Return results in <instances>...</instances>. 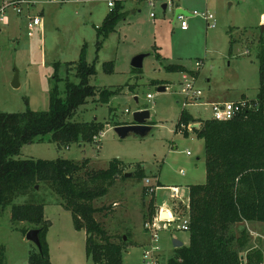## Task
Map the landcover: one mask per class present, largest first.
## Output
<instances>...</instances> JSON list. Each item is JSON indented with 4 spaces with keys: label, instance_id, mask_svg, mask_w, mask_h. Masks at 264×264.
<instances>
[{
    "label": "rangeland",
    "instance_id": "1",
    "mask_svg": "<svg viewBox=\"0 0 264 264\" xmlns=\"http://www.w3.org/2000/svg\"><path fill=\"white\" fill-rule=\"evenodd\" d=\"M18 1L0 0V8H5L3 16L8 19L4 24L0 18V114L49 111L50 92L55 84L66 97L65 81L57 82L54 65H70L69 75L66 67L59 75L77 83L75 65L84 49L88 64L94 63L97 71L89 84L98 91L78 109L74 121L97 120L105 124L95 143L59 148L46 140L25 145L19 159L87 160L90 171L107 170L118 159L127 165L126 173L142 167L152 184L158 183L156 178L162 185L203 183L206 180L204 141L195 137L193 130L187 136L178 132L182 110L197 119L210 120L212 111L205 102H238L243 98L259 101L264 0H177L166 10L160 1L151 7L145 1L128 0L123 3L127 18L106 39L99 38L97 28L103 25L109 11L107 1L24 0L26 4H20L16 10L14 4ZM177 9L188 14L210 12L216 17V27L209 29L202 16H195L187 17V31H183L181 21L175 18ZM152 14L156 17L152 18ZM35 16L43 19V28L35 27L30 37L29 24ZM142 54L148 56L143 70L137 71L131 67V61ZM198 61L203 62L200 68L196 65ZM108 62H113V72L106 73L103 65ZM168 65H182L194 73L199 71L197 83L204 92L199 100L201 105L184 106L183 73L168 72ZM16 77L18 87L14 88ZM153 81L159 84L153 85ZM162 86L167 90L161 93ZM102 92L115 95L102 103ZM148 94L154 98L147 99ZM145 110L150 112L152 126L148 136L119 139L114 128L126 126L133 113ZM194 125L198 124H191ZM191 175L195 180H185ZM37 190L34 200L44 204L45 217L51 224L48 238L52 264H93L86 255L87 233L74 228L71 212L58 205L59 198L48 186ZM108 193L94 203L100 211L96 219L117 241L127 238L123 240L127 246L123 264H145L143 252L149 241L143 242L148 238L144 224L149 218L148 206L153 199L157 200V195L149 194L146 179L133 177L119 179ZM30 199L22 197L16 204ZM25 226V223H12L10 207L0 214V252L4 251V264H30L31 252L38 251L20 231ZM235 229L236 235L244 232L247 237L248 243L241 254L244 264L247 255L255 250H261L264 257V223L242 222ZM160 236L163 253L158 256V264H169V259L176 256L177 249L170 245L173 236L185 244L189 241L186 232H166Z\"/></svg>",
    "mask_w": 264,
    "mask_h": 264
},
{
    "label": "trees",
    "instance_id": "2",
    "mask_svg": "<svg viewBox=\"0 0 264 264\" xmlns=\"http://www.w3.org/2000/svg\"><path fill=\"white\" fill-rule=\"evenodd\" d=\"M108 14L103 25L97 28L99 38L106 39L127 18L121 3ZM234 43L232 40L231 47ZM75 66L77 83L59 75L65 67L69 75L70 65H54L57 82L65 81L66 97L55 84L50 92L49 111L0 114V214L10 207L12 223L26 224L20 230L25 236L29 230H40L42 249L31 252L29 263L51 264L46 241L51 224L45 217L44 204H37L40 200H34L39 193L37 187L48 186L59 198L58 205L71 212L74 228L86 231V255L93 264H123L127 250L124 237L117 241L96 219L100 211L94 203L106 197L119 179L126 180L127 165L117 159L107 170L90 171L87 160L19 159L25 145L46 140L59 148L77 143L92 144L104 131L105 124L97 120L74 121L78 109L98 91L89 84L90 77L97 71L94 63L88 64L84 49ZM113 66V62L103 65L106 73L113 72ZM166 70L187 73L195 79L199 73L182 65H168ZM260 81L259 101H250L254 108L238 113L231 121L195 120L186 110L181 112L178 132L187 136L191 124H200L193 132L205 142L207 179L203 184L189 186L190 245L177 249L169 264H244L241 254L248 243L247 237L244 232L236 235L235 228L242 222L264 223V52L260 57ZM152 84L158 85L159 82L153 81ZM101 94L102 103H107L109 97L115 95L114 92ZM132 173L133 178L139 180L148 178L142 167ZM22 197L31 199L17 205L16 201ZM153 200L148 206L149 218L156 210V201ZM263 259L262 251L255 250L247 255L246 264H264ZM4 262L2 250L0 264Z\"/></svg>",
    "mask_w": 264,
    "mask_h": 264
},
{
    "label": "built area",
    "instance_id": "3",
    "mask_svg": "<svg viewBox=\"0 0 264 264\" xmlns=\"http://www.w3.org/2000/svg\"><path fill=\"white\" fill-rule=\"evenodd\" d=\"M54 3H64L69 0H51ZM79 2H84L86 0H77ZM107 1L108 8L110 12L116 8L118 3L123 4L128 0H104ZM137 1H145L148 2L151 7H155V3L161 2L162 5H166L167 8L169 6H173L175 1L177 0H137ZM20 4H26V1L19 0L14 4L15 9H18ZM5 8H0V18L2 23L7 24V17L3 16ZM202 16L207 22L209 29H214L216 27V17L214 14H210V12L200 14L199 12H194L193 14L183 15L180 14L178 19L181 21V30L187 31V17H195ZM152 18H155L156 15L152 14ZM177 19V20H178ZM35 27H39L41 30L43 28V19L40 16H35L32 22L29 24L30 37H33V30ZM264 27V23H263ZM203 62L198 61L196 63L197 67H202ZM197 79L190 76L189 74H185L183 77V98H184V106L193 105L195 103H200V99L203 97L204 93L201 89L197 87L196 83ZM153 95L148 94L147 99H153ZM201 105V103H200ZM211 108L212 111V120L214 121H231L234 119L238 113L243 112L245 110H252L255 105H253L250 101L241 100L238 102L231 103H216V104H206ZM129 110L126 111V113ZM200 126V125H199ZM193 126H189L188 130H193ZM96 140V139H95ZM189 155V152H187ZM183 173V172H181ZM150 178H146V187H148V192L151 196L157 195V200L155 203V214L148 218L145 222L144 227L146 233L149 235V243L145 251L143 252V261L145 264H158V256L163 253V248L160 245L161 243V233H184L190 231V222H191V208H190V193L183 192L179 188H161L158 183H150ZM168 191V192H166ZM161 192L163 195L160 196ZM168 193V194H167ZM167 195V197H166ZM167 209V210H166ZM165 213L169 214V217H165Z\"/></svg>",
    "mask_w": 264,
    "mask_h": 264
},
{
    "label": "water",
    "instance_id": "4",
    "mask_svg": "<svg viewBox=\"0 0 264 264\" xmlns=\"http://www.w3.org/2000/svg\"><path fill=\"white\" fill-rule=\"evenodd\" d=\"M163 9L166 10L167 6L164 5ZM175 13H176V17H175L176 20L178 19V16L180 14L189 15L187 12L181 9H177ZM262 28L264 30V27ZM147 56L148 54H142V55L135 56L131 61V67H133L137 71H142L144 68L143 63ZM17 81H18V78L16 77L12 84L14 88L18 87ZM166 90H167V87L162 86V88L159 89V92L162 93ZM135 100L137 101V98ZM149 118H150V112L148 110L135 112L132 115L130 123H128L126 126L115 127L114 132L116 133L118 138L122 140H126L127 137L131 135L136 138L145 139V137L148 136V134L152 130V126L150 125ZM198 127H199V124L193 126V128H198ZM133 176L134 174L132 172H128L125 175L126 179L132 178ZM165 216H169V214L165 213ZM40 234H41V231L36 230V229L29 230V232L26 234L27 240L32 242L36 246V248H38L39 251H41L42 249L41 242H40ZM126 239L127 238L124 237V240ZM173 244L176 249H181L184 247V244H182L177 239L173 240Z\"/></svg>",
    "mask_w": 264,
    "mask_h": 264
},
{
    "label": "crops",
    "instance_id": "5",
    "mask_svg": "<svg viewBox=\"0 0 264 264\" xmlns=\"http://www.w3.org/2000/svg\"><path fill=\"white\" fill-rule=\"evenodd\" d=\"M164 5H162V7H163ZM76 8H78V5L76 6ZM108 13H110V10L108 11ZM106 14L107 16L109 15V14ZM129 14V13H128ZM106 16V17H107ZM129 16V15H128ZM106 19V18H105ZM188 69V68H187ZM189 70V69H188ZM189 71H192V70H189ZM192 72H194V71H192ZM197 72H199V71H197ZM185 74H187V73H183V77H184V75ZM199 77H200V75H198V77H197V80L199 79ZM196 83H197V81H196ZM197 87L199 88V89H201L199 86H198V83H197ZM204 93V92H203ZM259 94V93H258ZM241 101V100H240ZM232 101H225V102H219V101H212V102H205L206 104H216V103H231ZM233 102H235V101H233ZM232 102V103H233ZM185 110V109H184ZM191 115V114H190ZM192 116V115H191ZM193 117V119H195V120H198V119H200V118H195L194 116H192ZM199 124V123H198ZM200 125V124H199ZM195 129H199V127L198 128H195ZM195 137H196V135H195ZM198 138V137H197ZM204 141V140H203ZM204 148H205V142H204ZM189 155H190V153H189ZM200 158V157H199ZM205 163H206V160H205ZM204 169H205V165H204ZM181 172H183V171H180V173ZM205 172H206V170H205ZM181 174H185L184 172L183 173H181ZM156 178V177H155ZM157 180H158V183H159V186L161 187V188H163L164 189V187L165 188H179V189H181L183 192H187V193H190V190H189V186H191V185H200V184H203V183H205L206 182V180H205V182H203V183H192L191 184V181H188V182H186V185H175V184H172V185H162L161 183H160V181H159V179L158 178H156ZM206 179H207V172H206ZM185 180H195V177H193V175H191V176H189L188 178H186ZM195 182V181H194ZM166 192H168V191H166ZM163 193H165V192H161L160 193V196L161 195H163ZM169 193V192H168ZM167 193V194H168ZM166 197H167V195H166ZM50 228H49V232H48V234H47V236H46V241H47V244H48V248H50V243H49V238H48V235H49V233H50ZM82 231H85V230H82ZM86 232V231H85ZM146 233V232H145ZM186 233H188V232H186ZM146 235H148L147 233H146ZM149 235H148V238H147V241H143V242H146V244H147V242L149 241ZM174 239H177V240H179L182 244H184V246H189L190 244H189V242H190V235H189V241H188V243L187 244H185V242L183 243L180 239H178V238H176V237H172L171 239H170V245H172V248H175L174 247V244H173V240ZM145 244V243H144ZM128 254V253H127ZM50 261H51V264H52V258H51V248H50Z\"/></svg>",
    "mask_w": 264,
    "mask_h": 264
},
{
    "label": "bare ground",
    "instance_id": "6",
    "mask_svg": "<svg viewBox=\"0 0 264 264\" xmlns=\"http://www.w3.org/2000/svg\"><path fill=\"white\" fill-rule=\"evenodd\" d=\"M166 210H167V209H166ZM165 217H167V218H168L169 216H165ZM169 218H170V217H169Z\"/></svg>",
    "mask_w": 264,
    "mask_h": 264
}]
</instances>
